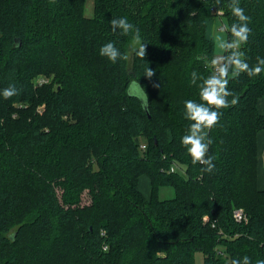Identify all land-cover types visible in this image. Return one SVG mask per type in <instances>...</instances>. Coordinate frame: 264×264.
<instances>
[{
  "label": "trees",
  "instance_id": "16d2710c",
  "mask_svg": "<svg viewBox=\"0 0 264 264\" xmlns=\"http://www.w3.org/2000/svg\"><path fill=\"white\" fill-rule=\"evenodd\" d=\"M230 2L96 0L89 18L85 0H0V90L19 89L0 95V264H198L199 252V264L264 260V72L230 79L239 103L209 132L212 173L181 144L184 101L199 99L191 73L210 74L197 57L215 56L217 19L235 22ZM240 6L251 66L264 58V0ZM120 17L140 29L145 60L130 51L131 35L112 31ZM108 42L132 56L113 64L99 54ZM41 74L53 81L35 86ZM132 79L147 109L127 95ZM168 186L175 198L161 200ZM240 208L247 223L234 219Z\"/></svg>",
  "mask_w": 264,
  "mask_h": 264
},
{
  "label": "clouds",
  "instance_id": "9594fccd",
  "mask_svg": "<svg viewBox=\"0 0 264 264\" xmlns=\"http://www.w3.org/2000/svg\"><path fill=\"white\" fill-rule=\"evenodd\" d=\"M220 0H217L219 4ZM235 22L225 25L221 31L230 34V39L214 36L221 54L208 57H197L204 60L206 66L211 68L209 75L202 76L195 70L191 73L190 83L198 88V100L188 99L184 101V118L189 121L186 134L181 137V144L186 149L193 165H201V172L212 173L216 167L214 157L208 156L209 146L213 143L209 132L219 124L223 115L222 109H227L239 103V97L229 88L230 79H237L241 74L249 78L258 76L264 72V58L257 57V63L251 65L247 62L245 53L241 50L247 43L251 34L249 27L250 17L245 14L240 6V0H231L228 5ZM112 31L117 30L123 36L131 35L130 51L141 60H145L147 48L142 41L140 29L128 21L127 17L113 18L109 21ZM99 54L115 64L118 60H127V54L122 53L113 42L101 46ZM155 75V70L148 65L143 76L149 80ZM127 95L141 102L145 109L149 106L148 95L139 80L129 81ZM4 99H10L19 95V89L10 84L0 90ZM229 97H232L229 100ZM231 264H251L248 256L241 259H233ZM256 264H264V260H257Z\"/></svg>",
  "mask_w": 264,
  "mask_h": 264
},
{
  "label": "rangeland",
  "instance_id": "374dc122",
  "mask_svg": "<svg viewBox=\"0 0 264 264\" xmlns=\"http://www.w3.org/2000/svg\"><path fill=\"white\" fill-rule=\"evenodd\" d=\"M96 4V0H85L84 6H85V10H84V14L91 18V16H94V7ZM216 26H215V31H214V36H220L223 37L225 39H229L227 37V32L226 31H221L222 28H224L225 24V20L221 17H219L216 21ZM214 53L215 55L221 54L220 49L218 48L217 42L215 43V49H214ZM129 57H131V52L128 55ZM54 76H50L47 77L45 75H38L36 77V79L34 80V84L35 86H39V85H48L53 81ZM45 81V82H44ZM45 106H42L41 109H43ZM143 144H146L145 142H143ZM182 171V170H181ZM139 184H140V190L142 191L143 194H145L146 196L149 197V193H150V183L148 182V179L145 178V176H141L140 180H139ZM175 189L171 186L168 187H161L159 189V197L161 200H168V199H173L175 198ZM83 200L84 203H90V198L89 196L85 193L83 196ZM204 259V255L203 253L199 252L196 255V262L202 263Z\"/></svg>",
  "mask_w": 264,
  "mask_h": 264
},
{
  "label": "crops",
  "instance_id": "0c3cea01",
  "mask_svg": "<svg viewBox=\"0 0 264 264\" xmlns=\"http://www.w3.org/2000/svg\"><path fill=\"white\" fill-rule=\"evenodd\" d=\"M258 108L261 113L264 114V99L260 100ZM259 151H260V169H259V188L264 189V132H261L259 135Z\"/></svg>",
  "mask_w": 264,
  "mask_h": 264
},
{
  "label": "built area",
  "instance_id": "2783aa9c",
  "mask_svg": "<svg viewBox=\"0 0 264 264\" xmlns=\"http://www.w3.org/2000/svg\"><path fill=\"white\" fill-rule=\"evenodd\" d=\"M45 82V81H44ZM142 149L145 150L146 149V145H142ZM180 168H178L177 165H173L172 166V171H177L179 170ZM208 218L206 217L205 220H207ZM234 219L238 222V223H241V222H244V223H247L248 221V218H247V215L244 211V209H237L235 210L234 212Z\"/></svg>",
  "mask_w": 264,
  "mask_h": 264
}]
</instances>
